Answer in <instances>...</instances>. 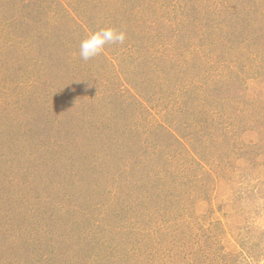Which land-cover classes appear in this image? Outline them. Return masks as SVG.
<instances>
[{"label":"rangeland","instance_id":"obj_1","mask_svg":"<svg viewBox=\"0 0 264 264\" xmlns=\"http://www.w3.org/2000/svg\"><path fill=\"white\" fill-rule=\"evenodd\" d=\"M0 264H264V0H0Z\"/></svg>","mask_w":264,"mask_h":264},{"label":"clouds","instance_id":"obj_2","mask_svg":"<svg viewBox=\"0 0 264 264\" xmlns=\"http://www.w3.org/2000/svg\"><path fill=\"white\" fill-rule=\"evenodd\" d=\"M126 40V33L112 26H106L91 32L80 40L79 57L89 61L102 54L106 46L120 45Z\"/></svg>","mask_w":264,"mask_h":264}]
</instances>
